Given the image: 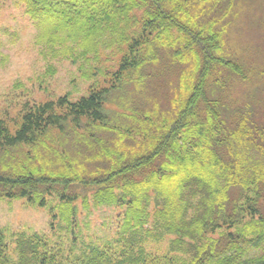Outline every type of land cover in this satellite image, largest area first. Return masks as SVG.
Here are the masks:
<instances>
[{"label":"trees","instance_id":"trees-1","mask_svg":"<svg viewBox=\"0 0 264 264\" xmlns=\"http://www.w3.org/2000/svg\"><path fill=\"white\" fill-rule=\"evenodd\" d=\"M16 1L34 23L46 60L81 63L86 80H104L77 101L65 95L25 106L16 132L0 118L1 151L25 156L18 174H0V186L9 198H29L43 208L56 194L60 203L51 215L58 219V210L70 230L74 204L82 199L89 207L85 190L96 207L125 213L113 241L79 245L75 238L68 254L45 236L26 233L14 235L10 253L0 229V264H264V250L251 254L264 244V123L221 95L222 73L243 80L250 74L223 55L224 33L214 14L225 0ZM167 57L181 74L171 104L159 113L143 107L129 113L128 90L154 79L153 67ZM103 59L111 65L106 71L99 67ZM112 102L122 112L111 115ZM66 126L75 134L92 126L115 137L79 132L80 143L92 150L83 161L98 164L93 172L73 159L43 160V152L52 153L42 137ZM168 235L175 238L165 254L149 249Z\"/></svg>","mask_w":264,"mask_h":264},{"label":"rangeland","instance_id":"rangeland-1","mask_svg":"<svg viewBox=\"0 0 264 264\" xmlns=\"http://www.w3.org/2000/svg\"><path fill=\"white\" fill-rule=\"evenodd\" d=\"M221 6L219 14L214 16L218 22L216 29L224 33L223 55L239 62L250 72L247 80L228 72L222 73L220 78H224L227 85L221 95L236 107L243 106L255 112L257 120L264 123V0H225ZM201 18V22L206 23L209 16L205 14ZM36 35L37 29L22 4L16 0H0V118L7 120L13 132L20 127V116L25 106L54 101L65 95L77 101L88 94L89 87L97 80H104L103 77L86 80L81 73V63L46 60L35 43ZM165 59L153 67L154 79H149L148 83H134L128 90L129 113L141 112L144 108H147V112L159 113V109L165 111L171 104L178 93L181 74L175 72L177 68H172L169 57ZM50 65L53 66L52 71ZM110 66L106 59L99 64L105 71ZM175 67H179V64ZM113 97L117 98L116 95ZM112 101L116 102L114 99ZM113 102L107 106V111L111 115L122 112ZM111 117L115 119V116ZM71 127L51 129L42 137V143L52 153L46 156L43 152L42 158L47 163L61 158H65L68 163L70 159L77 163L81 161L88 172H93L98 164L83 161L85 158L82 157L91 155L92 150L86 147V143H80L81 134L90 136L97 133V136L107 141H115V137L113 134L100 135V129L92 126H84L79 130L81 134L78 131L75 134V128ZM66 152L65 155L69 156H63ZM24 158L4 153L0 149V174H18L19 163ZM75 190L77 193L83 191L80 186L75 187ZM7 192L4 186H0V229L7 233L10 253L14 252L16 246L14 235L20 233L45 236L53 248H62L67 254L71 240L75 238L79 245L82 242L107 244L117 237L118 224L125 213V209L117 207H96L93 193L85 190L89 196V207L84 206L82 199L74 204L78 214L70 230L58 210V219L51 215L50 208L60 203L56 194L48 198L49 205L43 208L32 204L29 198L11 199ZM154 208L155 202L152 201L151 210ZM174 238L168 235L164 241L150 242L149 249L165 254ZM263 250L264 244L261 248H253L251 254L259 255Z\"/></svg>","mask_w":264,"mask_h":264}]
</instances>
